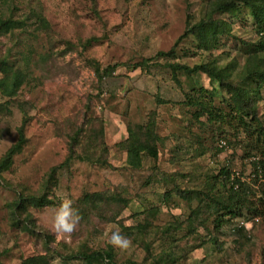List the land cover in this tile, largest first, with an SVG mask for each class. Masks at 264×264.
Returning a JSON list of instances; mask_svg holds the SVG:
<instances>
[{
  "label": "rangeland",
  "instance_id": "374dc122",
  "mask_svg": "<svg viewBox=\"0 0 264 264\" xmlns=\"http://www.w3.org/2000/svg\"><path fill=\"white\" fill-rule=\"evenodd\" d=\"M217 2L0 0V79L15 72L21 80L12 96L0 90V160L23 128L21 148L0 172L1 264L36 255L48 264H106L69 259L81 251H108L110 264L154 258L164 264H264V211L215 213L204 195L227 197L230 183L215 181L217 175L224 179V168L234 188L251 186L256 203L263 179L255 183L253 163L264 165V159L249 151L253 138L235 120H211L206 113L195 118L198 108L187 104L189 93L202 88L204 101L220 109L230 96L226 87L203 72L170 68L214 62L235 85L254 68L264 70L262 54L245 44L258 41L248 16L231 23V33L218 35L216 47L207 50L191 34L183 36ZM112 66L102 79L95 72ZM248 83L255 117L264 125V81L261 87ZM130 131L138 141L150 140L157 157L144 151L138 167L129 165ZM75 134L74 159L49 180ZM42 194L51 205L24 203V211L12 214L17 198L27 202ZM84 195H93L86 207ZM64 199L76 216L70 234L52 228ZM117 231L130 241L127 248L109 242Z\"/></svg>",
  "mask_w": 264,
  "mask_h": 264
},
{
  "label": "trees",
  "instance_id": "16d2710c",
  "mask_svg": "<svg viewBox=\"0 0 264 264\" xmlns=\"http://www.w3.org/2000/svg\"><path fill=\"white\" fill-rule=\"evenodd\" d=\"M219 17L225 15V18L213 17L214 15ZM250 19L249 23L253 26V31L258 35V41L256 43L245 42L246 45L253 48L252 53L262 54L264 61V0H218V2L212 6V9L208 16L204 19H200L198 22L190 25L185 30L183 36L192 35L197 39V47L202 49H209L216 47L217 36L220 34H230L231 33V23L238 19H242L245 22L247 17ZM6 23H3V25ZM182 38V37H181ZM169 52L168 54H170ZM162 54V53H161ZM167 53H165L166 55ZM171 70L176 72L178 69H182L187 72L189 75L194 72H203L211 80H216L219 82L220 86H224L228 89L230 96L229 99H224V105L220 109L213 111V106L210 103L204 101V95L202 91L204 89L196 90L193 89L187 97V104L197 107L195 110L194 117L198 118L204 113L207 114L209 119H214L216 117L225 116L230 117L235 120L236 123L240 124L243 132L246 136L253 138L250 145H248L249 151L255 150L260 158L264 159V125L261 124L257 117H255V110L250 101V85L249 81L257 87H261L264 81V70H258L254 68L253 71L246 74L242 79L240 85H235L229 83L226 78L228 76V71L223 66H216V64L210 62H203L196 64L193 67H188L187 65H170ZM114 67H107L104 70L100 71V68H96L95 72L98 74V77L102 79L104 76L110 74ZM18 75L14 72L9 77L8 75L0 79V90L3 95L12 96L16 93V90L19 86L21 80H18ZM202 93V94H201ZM212 101V100H210ZM146 133L149 131L148 128L143 126L142 128ZM19 140L12 146L11 149L3 156L0 160V172L5 170L8 167L9 161L14 153H16L20 148L23 142V128H19ZM150 137V136H149ZM150 140L144 138L141 141H138L136 136L133 135V132L130 131V139L127 142V155H128V164L132 167H138L140 165L141 154L146 151L153 158L157 157V150L154 145H150ZM155 142V140H152ZM78 143L77 134L71 138L69 154L66 159L58 166L52 167L49 172V180H52L59 168L68 164L75 157V146ZM253 144V145H252ZM252 145V146H251ZM255 157V156H254ZM255 165V176L256 181H259L257 178L261 176L263 180H260L258 183L257 190L259 195L257 198L251 199L253 195V190L250 185H243L240 183L238 189L234 188V182L230 180V172L226 169H221L219 174L223 175L224 179L218 180L219 176L215 178L216 182H221L222 186H226L227 183L230 185L227 188V197L224 200H213L210 196V192L205 193V197L209 198L213 206L211 210L215 213L220 210H224V214H236L241 213L243 210L251 213L253 216H258L264 211V165L260 159L257 162H254ZM260 170V172L258 171ZM231 181V182H230ZM237 182V180L235 181ZM239 183V182H238ZM214 185V184H213ZM213 185L210 186L213 189ZM48 190V188L46 187ZM212 191V190H210ZM251 194V195H250ZM99 198V197H97ZM25 199L22 197L17 198L13 202V215L15 216L20 210L24 211L26 204H34L36 206H45L51 205L52 202L47 198V195L42 194L40 196H32L28 198L27 202H24ZM93 202V195H84L80 199L82 207H86ZM205 206L209 208V205L206 203ZM261 207V208H259ZM15 209V210H14ZM199 209L192 211L194 216L197 215ZM219 226V223L216 227ZM27 227V226H26ZM111 253L108 251H81L72 254L69 259H82L87 262H105L110 264L111 262ZM1 264V262H0ZM21 264H48L46 256L36 255L30 258H26L22 261ZM134 264V263H131ZM149 264H164L160 259L154 258Z\"/></svg>",
  "mask_w": 264,
  "mask_h": 264
},
{
  "label": "clouds",
  "instance_id": "9594fccd",
  "mask_svg": "<svg viewBox=\"0 0 264 264\" xmlns=\"http://www.w3.org/2000/svg\"><path fill=\"white\" fill-rule=\"evenodd\" d=\"M75 221L76 216L71 207V201L67 199L62 200L55 212L52 228L58 233L70 234L74 230ZM118 233L119 231L112 233L109 242L120 248H127L130 241L127 238L121 237Z\"/></svg>",
  "mask_w": 264,
  "mask_h": 264
},
{
  "label": "built area",
  "instance_id": "2783aa9c",
  "mask_svg": "<svg viewBox=\"0 0 264 264\" xmlns=\"http://www.w3.org/2000/svg\"><path fill=\"white\" fill-rule=\"evenodd\" d=\"M222 144H224V142H221ZM233 174H231V176H232Z\"/></svg>",
  "mask_w": 264,
  "mask_h": 264
}]
</instances>
